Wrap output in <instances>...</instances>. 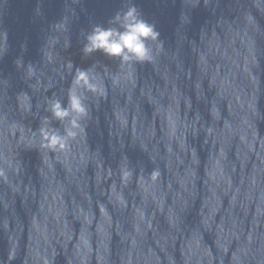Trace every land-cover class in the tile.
I'll return each mask as SVG.
<instances>
[{"label": "clouds", "instance_id": "9594fccd", "mask_svg": "<svg viewBox=\"0 0 264 264\" xmlns=\"http://www.w3.org/2000/svg\"><path fill=\"white\" fill-rule=\"evenodd\" d=\"M78 18L65 3L40 59L24 42L0 71V264H264V0H179L170 37L128 2L81 30L110 61L87 66L62 54Z\"/></svg>", "mask_w": 264, "mask_h": 264}, {"label": "water", "instance_id": "95a60500", "mask_svg": "<svg viewBox=\"0 0 264 264\" xmlns=\"http://www.w3.org/2000/svg\"><path fill=\"white\" fill-rule=\"evenodd\" d=\"M13 4L11 15L7 20L9 27V41L11 45L10 52L3 60H0V71L4 75H13L15 77V66L13 60L16 56L21 55L20 45L26 42L27 49L23 53L24 59L38 61L40 59V48L43 44L44 32L47 29L48 22L59 18L65 3L72 4L78 14V19H73L70 25V47L62 50V54L72 59L77 65L87 66L93 60L99 59L104 62H110L101 53H94L92 57L82 58L80 49L83 45V36L81 30H89L91 23L105 24L119 8L128 2L136 4L142 13L148 19L157 21L164 37H170L177 23L176 15L178 11L179 0H43L44 2V20L32 18V8L35 0H10ZM207 15L206 11L199 7L193 10V18L195 23H199ZM189 55V59H190ZM22 84L18 79L14 80V88L21 87ZM11 94V93H10ZM11 106V104H10ZM89 143L90 147L100 146L102 153L105 155L107 162H115L114 157L110 154L108 147L109 138L107 134V126L101 120L98 126L89 127ZM88 145L82 146L83 151L87 153ZM130 158L135 161L137 158H143L138 150L129 149ZM62 175V173H60ZM219 219V217H218ZM3 245L0 244V249Z\"/></svg>", "mask_w": 264, "mask_h": 264}]
</instances>
